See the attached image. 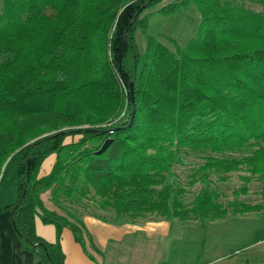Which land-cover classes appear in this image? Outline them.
Here are the masks:
<instances>
[{
	"label": "trees",
	"instance_id": "1",
	"mask_svg": "<svg viewBox=\"0 0 264 264\" xmlns=\"http://www.w3.org/2000/svg\"><path fill=\"white\" fill-rule=\"evenodd\" d=\"M161 1L0 0V187L16 192L0 213L42 264H64L65 227L84 249L76 208L87 204L115 225L144 214L201 224L264 215V0H179L145 12ZM191 5L199 22L184 45L170 50L148 33L150 15ZM190 152L202 161L182 183L173 168ZM233 172L241 183L223 203L211 175L224 182ZM252 181L259 201L244 203ZM44 190L62 213L43 205ZM36 219L54 227V242L37 235Z\"/></svg>",
	"mask_w": 264,
	"mask_h": 264
},
{
	"label": "crops",
	"instance_id": "2",
	"mask_svg": "<svg viewBox=\"0 0 264 264\" xmlns=\"http://www.w3.org/2000/svg\"><path fill=\"white\" fill-rule=\"evenodd\" d=\"M178 1L163 0L160 7ZM160 7L153 9L152 12ZM198 22L199 14L191 5L183 14L150 15L148 33L173 50L174 44L182 46L188 41L195 33ZM137 32L134 37L138 50L142 52L145 43L141 44L144 46H139L136 39ZM163 38L171 41L172 49ZM53 162L54 155L48 156L40 167L39 176L47 174ZM9 184L5 189V194L2 193L0 196V207L15 200V185L10 182ZM40 199L47 209L62 213L51 201L49 190L42 191ZM81 219L84 225V249L75 242L68 227H65L61 232L60 244L65 255L64 264H180L176 260L169 261L167 253V240L174 236V222L165 220L135 221L115 225L102 221L85 211L81 213ZM35 231L44 240L55 241V229L52 225L44 224L36 219ZM191 247L193 248V246ZM195 252V255L189 256L188 261L190 262L186 264H264V236H260L250 245L228 254L204 257L201 261H197L200 258L199 249H196ZM0 264H42L36 255L21 247L7 211L0 213Z\"/></svg>",
	"mask_w": 264,
	"mask_h": 264
},
{
	"label": "rangeland",
	"instance_id": "3",
	"mask_svg": "<svg viewBox=\"0 0 264 264\" xmlns=\"http://www.w3.org/2000/svg\"><path fill=\"white\" fill-rule=\"evenodd\" d=\"M162 3L163 0L160 3L150 7L145 12H152L153 9L160 7ZM246 5L250 8L258 9V7L255 5L249 3H246ZM183 12L175 14H183ZM136 39L139 43V46H144L141 45L144 44L145 41L140 31L137 32ZM164 41L171 49L173 48L171 41ZM77 137L78 136L67 137L66 141L75 140ZM246 152L247 150L238 154H234V156L239 158L245 155ZM202 156L203 154L198 153H183V163L175 165L173 168V171L180 182H187V176L191 172L192 168L202 161ZM239 175V172H233L224 182L217 181L216 176L211 175L212 180L215 181L214 187L221 194V201L223 203L234 199L232 191L241 183L239 180ZM8 185L10 184L7 181L1 185L0 196L2 193L5 194V189H7ZM260 186L261 182L259 181L250 182L248 184V193L246 195L239 196L238 199L244 203H257L259 201L258 193ZM198 189L199 184H195L190 188V193L185 196L186 202L191 200L193 193H195ZM87 205V209L76 208L77 213L81 215V213L85 211L94 215L95 217L103 216L106 220H112L113 215L111 212L97 209L92 204ZM256 215L258 214L248 213L244 215H230L228 212L225 218L215 221H206L204 224H201L197 220H189L185 223H180L176 220L170 221L174 222V236L169 237L167 240V253L170 258L169 261L176 260V262L178 261L180 264L189 263L190 261H188V258L192 254H196V249H199L200 251V258H198L197 261H201L204 257H214L222 254H228L229 252H232L236 249L250 245L260 236H264V216ZM160 220L163 219L154 215L144 214L142 217L137 218L136 222ZM191 246H193V248ZM194 258L196 260L195 256Z\"/></svg>",
	"mask_w": 264,
	"mask_h": 264
},
{
	"label": "water",
	"instance_id": "4",
	"mask_svg": "<svg viewBox=\"0 0 264 264\" xmlns=\"http://www.w3.org/2000/svg\"><path fill=\"white\" fill-rule=\"evenodd\" d=\"M131 118H132V115H131ZM111 142V139H107L103 144L102 146L100 147V149L97 151V153H101L103 152L106 147L108 146V144Z\"/></svg>",
	"mask_w": 264,
	"mask_h": 264
}]
</instances>
